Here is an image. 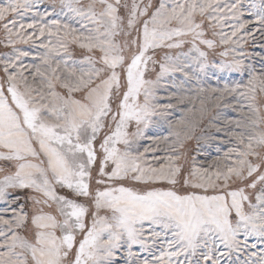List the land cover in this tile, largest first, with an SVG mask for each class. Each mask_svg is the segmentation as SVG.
<instances>
[{
  "label": "snow or ice",
  "instance_id": "obj_1",
  "mask_svg": "<svg viewBox=\"0 0 264 264\" xmlns=\"http://www.w3.org/2000/svg\"><path fill=\"white\" fill-rule=\"evenodd\" d=\"M258 37L264 0H0V264H264Z\"/></svg>",
  "mask_w": 264,
  "mask_h": 264
},
{
  "label": "rangeland",
  "instance_id": "obj_2",
  "mask_svg": "<svg viewBox=\"0 0 264 264\" xmlns=\"http://www.w3.org/2000/svg\"><path fill=\"white\" fill-rule=\"evenodd\" d=\"M261 43H264V40H261L258 37L256 42L249 41L248 44H246L244 47H245V50L247 52L256 53V52H260L261 51V49H260V44ZM19 47H21L24 50H28L30 48V45H20ZM5 51H8V50L5 49L3 45H0V53H3ZM25 62L26 63L30 62V58H29V60H26ZM257 66H259V59L258 58H257ZM213 83H215V81H213ZM162 102H167V99L164 98L163 95H162ZM174 102L175 101H173V103ZM185 107H192V105L188 104L187 101L185 102V105H178L176 109L172 110V116L170 117V119H172L173 121L176 120V119H179L183 115V112L180 109L185 108ZM198 108H199V102L197 101L196 104H195V108L193 109V112L189 113L188 116H187V118L192 120L194 123H198L199 122L198 121L199 113L197 111ZM215 111L216 110H213L212 113H210L209 116H207L205 118V120L202 123L199 124V127H197L194 135L199 136L201 128L207 129L208 121L211 119V116H212V114H214ZM232 115L235 116V113H233ZM167 131H168L167 125H164L162 128L150 129L149 130V135H166ZM195 144H196L195 140L190 142V146L191 147H195ZM163 147L164 146L161 145V149H163ZM206 151L209 154L208 155L209 161L212 158H214L215 155L217 154L216 151H215V145L214 144L212 146L208 147ZM201 159H203V157Z\"/></svg>",
  "mask_w": 264,
  "mask_h": 264
}]
</instances>
